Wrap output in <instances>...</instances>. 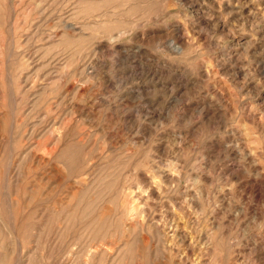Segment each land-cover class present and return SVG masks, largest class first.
<instances>
[{
    "label": "rangeland",
    "instance_id": "rangeland-1",
    "mask_svg": "<svg viewBox=\"0 0 264 264\" xmlns=\"http://www.w3.org/2000/svg\"><path fill=\"white\" fill-rule=\"evenodd\" d=\"M0 264H264V0H0Z\"/></svg>",
    "mask_w": 264,
    "mask_h": 264
}]
</instances>
